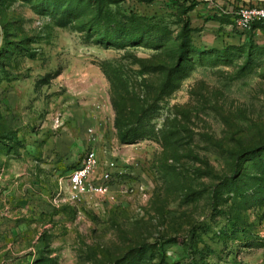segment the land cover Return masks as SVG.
Here are the masks:
<instances>
[{
	"label": "rangeland",
	"instance_id": "rangeland-1",
	"mask_svg": "<svg viewBox=\"0 0 264 264\" xmlns=\"http://www.w3.org/2000/svg\"><path fill=\"white\" fill-rule=\"evenodd\" d=\"M186 1L0 0V264H264V27ZM182 35L154 131L121 144L103 64L150 100ZM90 147L118 181L57 197Z\"/></svg>",
	"mask_w": 264,
	"mask_h": 264
},
{
	"label": "trees",
	"instance_id": "trees-1",
	"mask_svg": "<svg viewBox=\"0 0 264 264\" xmlns=\"http://www.w3.org/2000/svg\"><path fill=\"white\" fill-rule=\"evenodd\" d=\"M187 2L189 5L186 6ZM197 2L199 1L187 0L184 4V12L192 10L198 4ZM185 37L182 35L181 43L174 47L175 50H170L164 65L159 67L149 65L148 72L158 70L164 75L158 89L152 87L155 93L150 100L137 101L136 94L130 90L128 85H118L117 82H120L122 78L119 71L109 68L110 63L103 64L102 70L111 83L110 101L115 111L114 125L121 144L134 143L148 137L154 131L153 120L157 117L159 108L157 103L174 90L175 74L186 53ZM133 104H136V110Z\"/></svg>",
	"mask_w": 264,
	"mask_h": 264
},
{
	"label": "built area",
	"instance_id": "built-area-1",
	"mask_svg": "<svg viewBox=\"0 0 264 264\" xmlns=\"http://www.w3.org/2000/svg\"><path fill=\"white\" fill-rule=\"evenodd\" d=\"M231 13L235 27L241 31L264 27V3H241ZM117 175V163L114 159L102 161L96 149L87 148L79 164L58 183L57 197L77 202L87 196H105L118 181Z\"/></svg>",
	"mask_w": 264,
	"mask_h": 264
},
{
	"label": "crops",
	"instance_id": "crops-1",
	"mask_svg": "<svg viewBox=\"0 0 264 264\" xmlns=\"http://www.w3.org/2000/svg\"><path fill=\"white\" fill-rule=\"evenodd\" d=\"M215 0H210L208 1L209 3H213ZM239 2H241L242 4H263L264 0H238ZM237 1V2H238ZM240 3V4H241ZM230 11V10H229ZM70 171V170H69ZM68 171V172H69ZM68 174V173H67Z\"/></svg>",
	"mask_w": 264,
	"mask_h": 264
}]
</instances>
